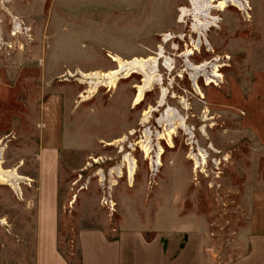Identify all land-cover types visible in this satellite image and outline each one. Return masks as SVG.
I'll use <instances>...</instances> for the list:
<instances>
[{
  "label": "rangeland",
  "instance_id": "obj_1",
  "mask_svg": "<svg viewBox=\"0 0 264 264\" xmlns=\"http://www.w3.org/2000/svg\"><path fill=\"white\" fill-rule=\"evenodd\" d=\"M245 1L247 13L235 4L212 10L216 23L189 57L193 65L218 66L220 77H211L213 84L207 86L203 76L196 79L200 98L180 57L198 40L193 16L181 18L180 10L190 9L188 0H0L2 169L21 176L17 166L34 154L41 133L58 145L65 202L59 250L71 264L78 228L108 219L115 226L120 213L131 218L135 206L145 224L174 214L200 220L214 264L241 254L237 237L246 232L250 216L264 211V0ZM165 35L170 41L162 44ZM161 44L172 69L164 59L159 62L161 85L146 92L139 105H133L142 81L138 73L119 79L115 89L108 87L110 79L84 84L88 81L66 76L107 73L117 67L112 58L146 59ZM206 72L210 77L211 67ZM149 107L156 111L145 116ZM167 108L178 113L192 137L178 128L168 141V124L161 122ZM146 142L148 156L142 150ZM199 150L205 163L194 171L188 157ZM23 182L19 196L0 183L5 220L0 264H33V212L24 206ZM108 187L116 204L111 215L100 205Z\"/></svg>",
  "mask_w": 264,
  "mask_h": 264
},
{
  "label": "crops",
  "instance_id": "obj_2",
  "mask_svg": "<svg viewBox=\"0 0 264 264\" xmlns=\"http://www.w3.org/2000/svg\"><path fill=\"white\" fill-rule=\"evenodd\" d=\"M17 169L28 179L23 182L24 206L33 212V264H71L59 250V217L65 202L58 145L39 134L34 154ZM132 208L133 216L120 213L115 226L108 219L100 226L78 228L73 237L75 264H214L209 234L200 220L174 214L145 224L138 207ZM247 223L246 232L237 237L241 254L225 264H264V211Z\"/></svg>",
  "mask_w": 264,
  "mask_h": 264
},
{
  "label": "bare ground",
  "instance_id": "obj_3",
  "mask_svg": "<svg viewBox=\"0 0 264 264\" xmlns=\"http://www.w3.org/2000/svg\"><path fill=\"white\" fill-rule=\"evenodd\" d=\"M190 4V9H181L180 14L181 18L183 16H193V18L196 21V24L193 25V31L197 33L198 40L196 42L191 43V48H187L180 57L184 59L185 69L183 71H186L189 73V76L191 78V82L193 84L194 90L198 94L200 98H204L203 94L201 93L200 89L198 88L196 79L199 76H203L206 78V85L208 86L210 83H212L211 77H220L218 66L211 65L208 62H203L200 65H193L189 62V57L194 55L195 52H199V47L201 44V38L204 36V32L208 30V28L213 27V25L216 23V19L211 15L212 10H216L219 12H223L226 8H228V4L231 6L239 5V9H243L245 5H248V2L245 0H188ZM212 4H216L215 6H212ZM249 6V5H248ZM236 7V6H234ZM18 28H20L17 24H15ZM170 41V38L168 36H163L162 38V44H166ZM159 45L157 47L158 52L154 56H149L146 59L145 58H133L132 60H120L119 58H112L113 62L117 64L116 69L110 70L107 73H99L97 71L94 72H88L83 73L81 71H77L75 75H73L71 72H67L66 76L72 78V77H78L79 81L87 80L88 82H82V83H89L91 84L93 81H99V78H106L110 79L107 84L110 89H115L116 84L118 83V80L123 78H128L132 74L138 73L142 75V81L140 85L135 86L136 88V96L134 99L133 105H139L143 99L144 94L146 92H149L152 90V87L154 85H161V78L158 75V65L161 60L164 59V65L169 68V71L171 68L172 61L169 58H165L164 56V48L163 46ZM211 65V66H210ZM208 67L212 69V75L208 77L206 75V70ZM140 69V70H139ZM211 71V70H210ZM123 75V77H118L119 75ZM98 85L94 87V91L97 89ZM161 99L164 97L166 91L161 88ZM83 101V100H82ZM162 105V101L158 102V107ZM152 107H149L148 111L144 113V115H148L151 111H156V109H153ZM178 113L173 110L172 108H167L165 113V118H161V122L165 123L167 122L168 125H165L164 128V136L167 137L168 141L171 142V139L173 136L176 135V132L178 128L183 129L189 136L192 137L193 132L192 130L186 128L185 123L183 122V119L178 116ZM159 122V121H158ZM178 123V125H176ZM159 136V135H158ZM190 137V138H191ZM161 139V135L159 136ZM148 139V135L146 137ZM142 150L145 154V156H148V153L150 151V147L148 142H146L144 145H142ZM1 153L2 149H0V183L5 184L9 186L12 190H14L18 196L20 195V187L19 183L20 180L28 181V179L19 176L14 170H3L2 169V159H1ZM157 156L154 161V165L157 167L161 166L160 162V156L162 153V150L159 148V151L157 152ZM189 160L193 161L194 171L198 169L199 164L205 163V155L199 150V153L196 155L191 154L188 157ZM96 162V160H94ZM124 162H127V157H124ZM151 166L154 167V165ZM135 172V164L132 160V163L127 164V178L129 181V184L132 183V178ZM112 173V171L110 172ZM121 172H118V177H120ZM114 185V183L112 184ZM74 198V197H73ZM73 203V201L71 202ZM0 224L5 225V220L0 219Z\"/></svg>",
  "mask_w": 264,
  "mask_h": 264
},
{
  "label": "built area",
  "instance_id": "obj_4",
  "mask_svg": "<svg viewBox=\"0 0 264 264\" xmlns=\"http://www.w3.org/2000/svg\"><path fill=\"white\" fill-rule=\"evenodd\" d=\"M249 9H250L249 6L245 5V7H243V9H240V11H244L245 13H247V11H249ZM151 173L153 174L154 172L151 171ZM103 181L104 180H102L100 182L103 183ZM106 191H107V194L104 195L103 198L101 199L100 205L102 206V208H104L111 215V214H113L115 212L116 204H115V202L113 201V199L111 197L110 187H108V189Z\"/></svg>",
  "mask_w": 264,
  "mask_h": 264
}]
</instances>
